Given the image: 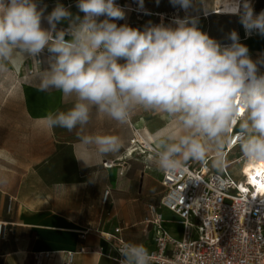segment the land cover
I'll use <instances>...</instances> for the list:
<instances>
[{
	"label": "clouds",
	"instance_id": "1",
	"mask_svg": "<svg viewBox=\"0 0 264 264\" xmlns=\"http://www.w3.org/2000/svg\"><path fill=\"white\" fill-rule=\"evenodd\" d=\"M169 2L184 16L177 13L167 25L149 21L141 30L116 23L126 14L115 0H77L82 17L60 3L45 16L46 6L38 8L36 0H0V73L9 70L14 51L48 53L39 90L73 100L67 111L45 117L50 129L86 126L93 110L120 125L137 109L165 114L176 127L155 134L153 153L166 173L189 162L205 164L210 152L222 170L226 149L235 145L247 162H264V53L253 59L236 31L227 45L201 31L193 13L206 11L207 0ZM136 3L137 11L151 14L144 0ZM224 12L239 16L246 35L264 36V10L255 14L250 0H228ZM82 143L101 155L122 147L116 135L84 136ZM117 250L121 264L151 262L142 244Z\"/></svg>",
	"mask_w": 264,
	"mask_h": 264
},
{
	"label": "crops",
	"instance_id": "2",
	"mask_svg": "<svg viewBox=\"0 0 264 264\" xmlns=\"http://www.w3.org/2000/svg\"><path fill=\"white\" fill-rule=\"evenodd\" d=\"M75 1L36 0V3L38 8L46 6L45 16L60 3L74 15L82 17L83 13L79 12ZM130 1L121 2L123 5H129ZM125 14L126 19L127 11ZM125 19L121 21L126 23ZM42 24L48 27L46 20L42 21ZM66 25L65 21L57 27ZM253 34L254 43L245 45L255 52H264V36L256 31ZM47 67V57L42 65L36 66L33 57L20 51H14L8 63V68L17 70L20 76L21 70L23 71L25 82L22 87L30 120H39L46 127L45 117L49 113L67 111L73 105V100L65 98L60 91L39 90L40 76ZM31 70L34 72L30 73ZM149 113L154 115L158 112L137 109L128 124L120 125L93 110L86 126H78L72 131L47 127L52 142L57 147L68 149L70 153L75 172L72 177L66 175L63 181L79 188V203L61 202L48 193L42 194L36 200L21 202L6 190L0 189V222H7L9 231L6 239L0 238V264H34L33 253L36 251L53 252V256L47 259L45 264H63L67 251L77 252L73 264H118L108 255L115 254V251L105 237L116 228H121V235L128 244H142L147 249L155 247L157 230L147 224L145 218L149 215L150 205L159 206L163 196L164 187L160 182L162 170L160 173L152 171L155 159L148 160L141 155L130 157L127 154L130 141L137 131H159L153 119L148 118L147 122L144 118L139 120L141 115L146 116ZM96 135H116L120 138L122 147L118 152L101 155L96 151L95 145L82 143V137ZM233 150L227 153L226 161L230 163V173L239 179L245 160L241 152L229 159ZM212 154L214 153L210 152L209 157ZM107 161L114 165L104 167L103 163ZM209 163L213 170L221 171L214 167L212 162ZM77 185L79 187H76ZM93 190L96 191L94 197ZM106 190H109V195L107 201L103 202ZM10 197L14 199V204L12 210L8 211ZM159 211L164 214V226L168 231L170 219H175V223L180 225L172 212L162 207H159ZM82 248L86 251L81 252Z\"/></svg>",
	"mask_w": 264,
	"mask_h": 264
},
{
	"label": "built area",
	"instance_id": "3",
	"mask_svg": "<svg viewBox=\"0 0 264 264\" xmlns=\"http://www.w3.org/2000/svg\"><path fill=\"white\" fill-rule=\"evenodd\" d=\"M121 1L115 0V3L127 9ZM137 7L133 10L138 15L140 11L136 10ZM176 13L178 11L154 13L153 16L158 20L153 23L159 24L163 20L165 24L166 19H171ZM137 18L142 20L141 16ZM47 56L45 51L33 57L35 65H42ZM139 133L137 131L130 141L127 149L130 157L141 155L135 145ZM237 146L227 149L229 151ZM113 165L108 161L103 163L106 168ZM229 165L226 161L224 168L217 172L208 161L199 165L189 162L174 173L161 172L163 196L159 206L150 205L149 215L145 218V222L157 230L155 247L146 248L151 256L150 264H264V187L259 185L262 176H255L258 177V183L250 181L243 174L236 179L230 173ZM108 195L109 190H106L103 202L107 201ZM13 204L14 199L10 197L8 211L12 210ZM159 207L176 216L182 226L181 237L165 228L164 214L159 211ZM192 218L197 221V234L193 229ZM8 233V223L0 222V238L6 239ZM105 237L115 251V254L108 255L121 264L123 257L117 249L128 244L121 235V228L107 233ZM85 251L81 249V252ZM76 253L67 251L63 264H73ZM52 256V251H36L33 253L34 264H45Z\"/></svg>",
	"mask_w": 264,
	"mask_h": 264
},
{
	"label": "rangeland",
	"instance_id": "4",
	"mask_svg": "<svg viewBox=\"0 0 264 264\" xmlns=\"http://www.w3.org/2000/svg\"><path fill=\"white\" fill-rule=\"evenodd\" d=\"M250 1L254 12L260 11L264 6V0ZM130 2L131 4L125 5L127 7L125 11L128 15L125 22L141 30L149 21L153 23L158 20L156 16H153L156 11L161 13L178 11L170 4L169 0H160L159 5L156 4V0H144V7L151 14L145 15L140 12L137 15L133 10L138 6L136 0ZM215 6V0H207L206 11L199 10L193 13L199 16L198 26L201 31L206 32L222 45L231 43L228 34L232 31H236L239 38L246 35L239 16L215 14ZM178 14L182 17L185 13L179 11ZM137 16H141L142 20H139ZM171 19H166L165 24H170ZM116 23L118 25L124 24L121 20L116 21ZM253 33L255 31L252 32V36ZM246 46L249 48V54L253 59L264 53L255 52L250 46ZM8 69L7 72L0 73V178H6L5 183H0V189L6 190L21 202L36 200L42 194L48 193L61 202L78 204L80 197L77 193L79 188H74V185L66 184L63 181L66 175L72 177L75 172V166L70 161L68 149L57 147L52 142L47 127L39 120H30L27 114L25 91L22 87V83L25 82L22 76L24 75L22 74L23 71L21 70L20 76L17 74V70ZM142 118L145 119V122L148 118L153 119L159 131L166 129L170 122H174L163 113L141 115L139 120ZM237 153H240L239 145L234 148L229 159ZM209 162L213 164V159ZM196 164L199 165L200 163L196 162ZM152 171L161 172L157 163L152 165ZM95 192L92 191L93 197ZM192 222L194 223L193 229L197 234V221L192 218ZM168 228L173 234L181 235L182 227L175 223V219H170Z\"/></svg>",
	"mask_w": 264,
	"mask_h": 264
},
{
	"label": "bare ground",
	"instance_id": "5",
	"mask_svg": "<svg viewBox=\"0 0 264 264\" xmlns=\"http://www.w3.org/2000/svg\"><path fill=\"white\" fill-rule=\"evenodd\" d=\"M215 1H216L215 14L219 13V14H226V15L231 16V14H227L224 12L227 10L228 0H215ZM251 4H252V2H251ZM262 10H264V6L260 9V11L254 12V13L259 14ZM243 29H244V27H243ZM240 42L244 43V44L252 45L254 43V37L252 35H245L240 40ZM175 127H176L175 122H170V124H168L166 129H172ZM157 132L153 133L150 130H146L145 133H139L138 136L136 137V140H135L136 149H138L140 151V154L142 156L145 155L144 157L148 160L155 159L154 153H153V147H154V137H155V134ZM227 150L228 149H226V153H228L230 150H232V148H230L229 151H227ZM150 157H153V158L150 159ZM212 159H214V154H212L209 157L208 162L211 161ZM241 159H242V157L240 158V160ZM240 160H239V162H240ZM241 172H242V169H241ZM242 174L247 176V179H249L250 181H252L254 183H258V177H255L256 175L262 176L263 180L261 182H259V185H262V187H264V162H261L260 164H254V163L247 162L245 160Z\"/></svg>",
	"mask_w": 264,
	"mask_h": 264
}]
</instances>
